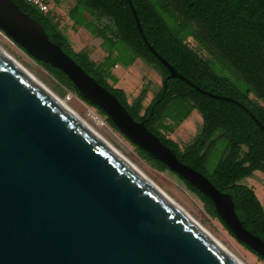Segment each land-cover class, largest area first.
Segmentation results:
<instances>
[{"label": "water", "instance_id": "95a60500", "mask_svg": "<svg viewBox=\"0 0 264 264\" xmlns=\"http://www.w3.org/2000/svg\"><path fill=\"white\" fill-rule=\"evenodd\" d=\"M126 1L143 43L170 77L248 112L179 74L147 42ZM0 31L63 72L124 137L206 195L232 235L264 257V241L242 225L231 195L179 161L13 0H0ZM0 264L237 263L0 50Z\"/></svg>", "mask_w": 264, "mask_h": 264}, {"label": "trees", "instance_id": "16d2710c", "mask_svg": "<svg viewBox=\"0 0 264 264\" xmlns=\"http://www.w3.org/2000/svg\"><path fill=\"white\" fill-rule=\"evenodd\" d=\"M13 1L21 11L42 26L51 42L60 46L87 74L113 94L134 120L142 121L149 131L158 136L160 142L174 152L179 161L205 175L218 190L229 193L242 225L264 241V210L252 188L240 183L253 171H264V0H184L185 5L179 8L153 7L144 0H131L145 39L162 58L200 89L242 104L259 125L248 112L231 100L212 97L181 79L170 77L166 67L143 43L125 0H101L103 4L95 8L85 4L84 0H76L70 10V17H73L71 11L80 9L84 29L100 39V46L106 54L99 62L92 60L86 49L73 50L67 37L49 15L37 11L22 0ZM115 2L116 6H113ZM118 3L124 4V7ZM83 13L88 17L104 16L111 21L93 24L85 20ZM77 26L72 22L73 29ZM188 38L210 57H203L196 52L188 43ZM117 42L127 47V53L117 46ZM126 54L127 64L138 58L159 75V88L144 107L142 100L145 88L128 102L122 89L108 83V80L116 82L110 69L119 56ZM32 59L47 69L67 91L93 107L110 128L118 131L102 109L84 99L63 72ZM211 63H215L217 69L223 68V63L230 66L243 85L236 84L225 74H219ZM192 110L197 111L201 118L200 132L192 142L179 147L163 132L171 131ZM165 119L170 122L165 123ZM219 138L224 139V147L217 162L209 170L206 166L211 151L209 147L214 146ZM206 140L209 141L208 147L205 146ZM131 144L138 155L153 167L170 171L146 151ZM170 172L198 197L205 211L215 217L240 245L264 262V257L232 235L206 195L175 172Z\"/></svg>", "mask_w": 264, "mask_h": 264}, {"label": "rangeland", "instance_id": "374dc122", "mask_svg": "<svg viewBox=\"0 0 264 264\" xmlns=\"http://www.w3.org/2000/svg\"><path fill=\"white\" fill-rule=\"evenodd\" d=\"M59 1V0H58ZM73 3V0H63L62 7H56L53 5L55 11V17L58 18L57 24L61 32L68 38L70 45L74 49H78V40L71 38L66 33L70 29L67 21L65 20L64 12ZM73 17H68L72 22L76 23L79 28L84 29L83 20L80 16V9H74L71 11ZM93 24H104L102 21H98L94 18H89ZM85 30V29H84ZM87 31V30H86ZM88 34H80L79 41L82 45L91 48L93 57L99 53V47H97V39L90 37V40L86 39ZM188 42L195 48L201 56L209 58L210 54L206 53L200 47L196 46L195 41L188 38ZM195 45V46H194ZM117 46L127 53V47L117 42ZM0 47L4 49L10 56L18 61L36 80H38L45 88L50 90L61 100L66 93V89L60 85L54 77L49 73L47 69L41 66L39 63L30 58L25 52L17 47L9 38H7L0 31ZM96 51V52H94ZM128 54L119 56L116 62V67L113 68L114 77L116 82L108 80V83L114 87L123 90L126 99L130 102L136 97L142 88H145V96L142 100V106L144 107L151 99L152 94L157 91L160 85V78L157 72L149 65L136 58L131 64H127ZM214 59V58H212ZM222 63V61H221ZM215 68V63H211ZM218 68V67H217ZM215 70L219 74L227 75L233 82L238 85H243L242 80H239L234 70L223 63V68ZM65 101V100H63ZM81 118L87 121L96 131L107 141L114 145L140 172H142L152 183H154L164 194L171 198L178 206H180L190 217L196 220L205 230L211 233L214 237L220 240L228 249H230L244 264H264V262L258 259L253 253L248 251L242 245H240L221 225V223L213 216H210L204 209L202 202L198 197L188 190L181 180L177 176L168 170H158L147 162L143 157L138 155L134 146L118 131L110 128L103 116H101L93 107L87 105L78 97L72 94L70 100L65 101ZM199 119L200 116L197 111H191L177 126L171 131L163 133L175 141L179 146L184 142L193 139V137L199 131ZM165 123H169L168 119L164 120ZM194 135V136H193ZM208 142H206L207 144ZM224 139L219 138L214 142V146L210 145L211 150L207 157L206 166L210 170L220 157V152L224 147ZM205 144V145H206ZM240 183H244L250 186L257 199L260 202L264 210V171L255 170L248 177L240 180Z\"/></svg>", "mask_w": 264, "mask_h": 264}, {"label": "bare ground", "instance_id": "6f19581e", "mask_svg": "<svg viewBox=\"0 0 264 264\" xmlns=\"http://www.w3.org/2000/svg\"><path fill=\"white\" fill-rule=\"evenodd\" d=\"M0 50L6 54L19 68H21L27 75H29L33 80L40 84L45 91L53 97L55 100L59 101L79 122L87 126L100 140H102L106 145H108L119 157H121L129 166H131L135 171H137L142 177H144L152 186H154L159 192H161L165 198H167L181 213L192 220L206 235H208L221 249H223L228 255H230L237 264H244L241 259H239L228 247H226L220 240L214 237L211 233L205 230L196 220L190 217L180 206H178L171 198L164 194L154 183L151 182L142 172H140L117 148L114 147L109 141L103 138L95 128H93L87 121L81 118L65 101L61 100L58 96L52 93L50 90L45 88L36 78H34L16 59L10 56L4 49L0 47Z\"/></svg>", "mask_w": 264, "mask_h": 264}, {"label": "flooded vegetation", "instance_id": "af4514ba", "mask_svg": "<svg viewBox=\"0 0 264 264\" xmlns=\"http://www.w3.org/2000/svg\"><path fill=\"white\" fill-rule=\"evenodd\" d=\"M55 2H56L55 0H52L53 4H55ZM125 2H126V5H128L126 0H125ZM130 2H132V1L130 0ZM144 2H147V4H149V5H153V7H165V8H179V7H183L185 5V1L184 0H144ZM75 3H76V0H73V3L64 12L65 20L67 21L68 25L70 26V29H72V27H71L72 21L68 17H70V10L75 5ZM84 3L89 5L90 7H94V8L103 4L101 0H88V1L84 0ZM114 4H116V2L112 3L113 6H116ZM109 5H111V4H109ZM117 5H119L120 7H124V4H121V3H118ZM49 17L52 18V21L54 23H57L58 18L55 17V15L49 14ZM83 17L85 18V20H90L89 18H94V19H97L98 21L107 22V23L111 21L107 17H104V16H99V17L93 16V17H88L87 18L86 16L83 15ZM154 93L152 94V97H153ZM200 128H201V118L199 120V131L197 132V134L195 136L193 135L194 136L193 139L196 136H198V134L200 132ZM193 139L188 140V141L184 142L182 145H180V146L178 145V146L182 147L185 144H188V143L192 142ZM206 142H209V141L206 140ZM206 142H205V144H206ZM205 146L208 147V143Z\"/></svg>", "mask_w": 264, "mask_h": 264}, {"label": "crops", "instance_id": "0c3cea01", "mask_svg": "<svg viewBox=\"0 0 264 264\" xmlns=\"http://www.w3.org/2000/svg\"><path fill=\"white\" fill-rule=\"evenodd\" d=\"M83 15L84 16H86L87 18H88V16L85 14V13H83ZM66 33L67 34H69L70 36H71V38H76L77 40H78V49H74V48H72L73 50H75V51H77V50H80V49H86L87 50V52H88V55H89V57L92 59V60H94V61H96V62H99V61H101L102 60V58H103V56L106 54L105 53V51H104V49L100 46V39L99 38H97V37H95V39H97L98 41H97V47H99V53L97 54V55H94L95 57H93V55H92V51H90L91 50V48H89V47H86L85 45H82V43H80V41H79V35L80 34H84V36H85V33H87L88 35V37H86V39H88V40H90V37H94L93 35H91L88 31H86V30H84V29H82V28H79L78 26L75 28V29H69V30H67L66 31ZM68 39V38H67ZM68 42H69V40H68ZM69 44H70V42H69ZM71 46V45H70ZM94 52H96V51H94ZM117 65L115 64L111 69H110V71H111V73H112V75H114V72H113V68H115ZM116 75V74H115ZM114 75V76H115ZM193 111V110H192ZM200 120V119H199Z\"/></svg>", "mask_w": 264, "mask_h": 264}, {"label": "built area", "instance_id": "2783aa9c", "mask_svg": "<svg viewBox=\"0 0 264 264\" xmlns=\"http://www.w3.org/2000/svg\"><path fill=\"white\" fill-rule=\"evenodd\" d=\"M25 3L33 6L37 11L43 14H53L55 15V11L53 10V3L52 0H22ZM63 4V0H59L55 2L56 7L61 8ZM72 97V93L66 90V93L63 97V100L68 101Z\"/></svg>", "mask_w": 264, "mask_h": 264}]
</instances>
